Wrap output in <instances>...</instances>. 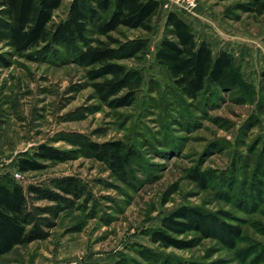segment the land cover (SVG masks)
Here are the masks:
<instances>
[{
  "label": "rangeland",
  "instance_id": "1",
  "mask_svg": "<svg viewBox=\"0 0 264 264\" xmlns=\"http://www.w3.org/2000/svg\"><path fill=\"white\" fill-rule=\"evenodd\" d=\"M71 1H63L54 14L55 23L65 18ZM196 1L197 9L228 37L252 45L255 70L229 53L245 79L258 87L264 16L239 10L238 0ZM164 22L161 13L154 19L152 33L121 29L113 34L122 41L149 40L146 54L119 62L143 76L136 103L120 109L110 108L98 97L88 69L73 62L65 50L38 49L35 60L21 57L4 30L0 37V57L5 60L0 61V177L20 175V181H15L24 187L36 184L50 189L56 180L72 177L85 186L86 194L62 204L58 212L54 202H31L40 209L35 215L48 237L17 247L0 257V264H115L120 260L264 264V156L257 104L243 103L233 93L197 101L179 95L155 62L165 35ZM191 29L198 41L210 30L207 26ZM117 140L137 152L126 182L86 148L89 142ZM40 145L66 152L69 158L42 162V170L20 173L18 161L32 158ZM196 172L204 183L193 178ZM180 207L203 210L210 233L176 236L194 240L195 245L185 250L153 245L146 232L161 229L162 219ZM221 224L240 227L236 244L224 242Z\"/></svg>",
  "mask_w": 264,
  "mask_h": 264
},
{
  "label": "trees",
  "instance_id": "2",
  "mask_svg": "<svg viewBox=\"0 0 264 264\" xmlns=\"http://www.w3.org/2000/svg\"><path fill=\"white\" fill-rule=\"evenodd\" d=\"M64 0H0V37L7 31L17 55L35 60L38 49H63L73 62L88 69L98 97L112 109L127 108L137 101L142 87L140 71L119 62L144 55L149 49L147 38L122 41L113 34L121 29L152 33L154 19L160 12L159 0H72L66 16L58 23L54 14ZM226 2L232 0H213ZM236 7L244 12L264 16V0H238ZM165 35L155 53L156 64L163 69L173 89L191 101L214 99L220 93L236 94L243 103L257 104L260 124L261 154L264 156V71L258 87L248 82L242 68L226 51H214L205 41H198L191 26L170 11L164 22ZM1 62H5L0 57ZM86 148L99 161H106L110 170L127 181L129 168L137 157L134 148L123 141L89 142ZM68 153L40 145L32 158H21L22 174L40 171L42 162H63ZM76 158V157H74ZM195 180L204 183L196 172ZM54 189L30 184L26 187L8 176L0 177V257L17 247L45 240L48 237L30 204L40 200L54 202L57 212L62 204L80 200L85 186L77 179L65 177L54 182ZM224 242L236 244L242 235L240 227L221 224ZM189 232L210 233L206 213L199 208L180 207L161 221V229L146 232L153 245L185 250L194 240L175 238ZM109 264V263H82ZM115 264H128L124 260Z\"/></svg>",
  "mask_w": 264,
  "mask_h": 264
},
{
  "label": "crops",
  "instance_id": "3",
  "mask_svg": "<svg viewBox=\"0 0 264 264\" xmlns=\"http://www.w3.org/2000/svg\"><path fill=\"white\" fill-rule=\"evenodd\" d=\"M161 13L163 19L166 20V16L169 13V11L167 10L164 12L161 11L160 9V12L157 16H159ZM176 13L187 24L192 26V28L199 29V28H203L204 26L209 27L210 30H206V33L203 34L204 37L202 41H206L208 43V46L212 49L214 48L213 46L217 47L216 53H218L221 50L226 51L228 53L232 52L234 56L238 58L236 61H238L241 58V61L244 62L247 67L251 66L253 67L254 70L255 68H257L253 58L255 57L256 51H254L252 45L241 43L239 41L232 39L231 37H228L229 35L227 36L215 24L213 25L210 19L206 15H204L200 9H196V11L194 12L195 14H187L181 12H176ZM212 35L219 39L214 40V37ZM263 71H264V61L261 60V66L259 72H263Z\"/></svg>",
  "mask_w": 264,
  "mask_h": 264
},
{
  "label": "built area",
  "instance_id": "4",
  "mask_svg": "<svg viewBox=\"0 0 264 264\" xmlns=\"http://www.w3.org/2000/svg\"><path fill=\"white\" fill-rule=\"evenodd\" d=\"M162 6L168 8L169 11L194 14L198 3L196 0H160ZM20 175H14V180L20 181Z\"/></svg>",
  "mask_w": 264,
  "mask_h": 264
}]
</instances>
